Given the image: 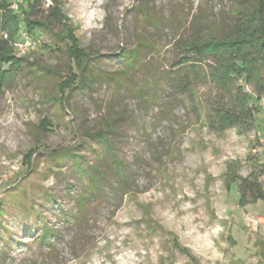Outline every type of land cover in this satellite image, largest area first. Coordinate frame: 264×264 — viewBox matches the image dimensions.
<instances>
[{"label": "rangeland", "instance_id": "obj_1", "mask_svg": "<svg viewBox=\"0 0 264 264\" xmlns=\"http://www.w3.org/2000/svg\"><path fill=\"white\" fill-rule=\"evenodd\" d=\"M55 1L93 83L61 100L73 65L59 27L30 35V57L13 54L25 58L0 94V264H264V202L240 205L237 187L258 176L264 189V92L253 101L264 70L259 84L235 76L221 88L210 58L174 68L180 45L221 36L258 0ZM135 47L130 68L115 57ZM246 96L252 118L226 126ZM106 125L123 170L103 156L95 189L83 169L102 151L89 135Z\"/></svg>", "mask_w": 264, "mask_h": 264}, {"label": "trees", "instance_id": "obj_2", "mask_svg": "<svg viewBox=\"0 0 264 264\" xmlns=\"http://www.w3.org/2000/svg\"><path fill=\"white\" fill-rule=\"evenodd\" d=\"M23 1L26 4V9L21 5L19 10L14 12L9 8L10 0H0V94L2 90L8 88L14 82L22 68L25 57L16 58L13 56L15 51L12 47V43L21 39V25L24 26L25 32L31 36H37L36 32L53 35L51 29L59 27V33L53 35V37L59 41L64 40L67 42L65 51L73 65L64 76V80L57 84V91L61 100L65 101L67 93L75 90L90 91L94 78L91 75V58L81 49L79 40L72 28L69 27L60 4L53 0L47 9L42 11L39 9L41 0ZM38 14L39 18H32V16ZM179 50L185 56L175 63L174 68L187 64L191 57L199 62L210 58L213 61L210 78L214 84L219 85L221 88H224V85L235 76L237 78L243 76L244 82L254 80L259 84L261 79L260 77L255 79V76L261 72V68L264 70V0H258L252 11L247 12L238 24L221 36L187 40L179 46ZM137 53L138 48L135 47L126 53L120 52L115 57L123 60L125 65L130 68L131 63L138 60ZM32 54L33 52H29L25 56L27 58ZM263 92L264 85L259 84L258 96L254 97V103L259 101V97ZM248 103L249 97L246 96L240 103V113L238 115L230 116L229 112H225L223 121L226 126H234L239 123L242 116L252 118L253 109L251 107L246 108ZM40 126L43 131H47L49 122L44 119L41 121ZM109 134H113V132L110 126L106 125L100 131L89 135V138L102 149L96 157V163L88 165V171L85 168L83 169V175L89 179L95 189L98 182L95 181L92 173H96L99 180L103 178V175L96 168L97 162L101 161L103 156L109 155L111 157L112 164L118 173L123 170L120 159L108 137ZM54 154L60 155L59 158L64 162H69L70 157H73L72 166L81 167L79 165L82 164L80 160L83 157L81 155H76L70 151L54 152ZM238 180L237 187L240 194L238 203L240 205H244L246 198H249L251 202H264V189L258 181V176ZM234 182L236 180H233ZM41 234L40 239L42 242H46L52 236V232L47 227H44Z\"/></svg>", "mask_w": 264, "mask_h": 264}, {"label": "built area", "instance_id": "obj_3", "mask_svg": "<svg viewBox=\"0 0 264 264\" xmlns=\"http://www.w3.org/2000/svg\"><path fill=\"white\" fill-rule=\"evenodd\" d=\"M21 4L22 0H10L9 8L12 11L17 12ZM12 46L14 47L15 52L25 55L29 52H34L38 47V42L36 39L24 32L21 33V39L19 41H15ZM261 108L264 111V102L261 103Z\"/></svg>", "mask_w": 264, "mask_h": 264}]
</instances>
